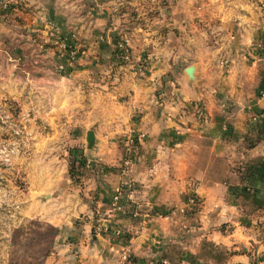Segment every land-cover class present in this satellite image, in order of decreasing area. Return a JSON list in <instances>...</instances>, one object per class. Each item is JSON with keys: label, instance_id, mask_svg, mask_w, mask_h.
Returning <instances> with one entry per match:
<instances>
[{"label": "crops", "instance_id": "1", "mask_svg": "<svg viewBox=\"0 0 264 264\" xmlns=\"http://www.w3.org/2000/svg\"><path fill=\"white\" fill-rule=\"evenodd\" d=\"M19 4L4 9L0 0V141L14 145L8 156L16 170L27 160L28 202L57 230L44 264H122L124 251L132 264H264L258 1L225 6L227 42H173L170 54L167 42H67L78 54L64 69L60 45L32 42L31 33L41 31L39 16L66 14L69 0ZM109 7H90L105 38L118 27ZM21 26L24 34L15 30ZM120 43L134 62L147 58L145 76L129 64L116 68ZM190 61L195 81L188 65L178 72ZM177 72L169 104L160 80ZM18 141L29 144L27 154ZM78 154L89 162L79 181L69 174ZM127 179L134 190L125 197ZM191 192L200 198L196 209L187 207Z\"/></svg>", "mask_w": 264, "mask_h": 264}, {"label": "rangeland", "instance_id": "2", "mask_svg": "<svg viewBox=\"0 0 264 264\" xmlns=\"http://www.w3.org/2000/svg\"><path fill=\"white\" fill-rule=\"evenodd\" d=\"M20 1L2 0V5L4 9L9 7L19 9ZM66 1L62 0V2ZM229 1L226 5L227 0H69L70 7L67 13L64 15L58 13L55 16L59 21L58 25L52 17L42 15L38 17L41 31H32L31 41L167 42L169 48L166 49L170 54L173 42H227L228 30L222 24L221 17L225 6L232 5V0ZM256 1L264 8V0ZM80 2L84 3L83 7H79ZM95 3L109 5L110 15L118 24L115 32L110 33L106 38L103 35L104 31L98 32L92 24L95 13L90 7H94ZM104 11H109L108 7ZM108 15L103 16L107 18ZM16 28L15 30L20 31L19 34H24L26 31L23 26ZM126 46L120 43L113 51L116 58L115 66L118 70H124V66L129 64V68L142 78L148 71L147 58L134 62ZM75 50L77 51V48ZM191 64H193L191 61L182 63L178 72L182 71L183 66ZM178 72L169 73L164 80H160L163 86L162 97L168 100L169 104L176 94L174 89L177 87ZM161 84L157 89L159 91ZM15 145L16 149L25 154L30 149L29 144L25 142L18 141ZM13 146L12 143L6 144L0 141V264H44L46 256L54 249L56 228L42 217L39 210L36 211L35 206L29 204L27 199L29 182L26 171L23 170L27 160L22 159V168L16 170L15 166L19 163H14V160L8 156ZM78 174L72 179L79 181ZM121 192L126 197V192L124 190ZM191 194L198 196L194 192L186 195L187 204ZM196 203L195 209L200 204L199 196ZM189 206L188 204L187 207ZM132 263L130 255L129 264Z\"/></svg>", "mask_w": 264, "mask_h": 264}, {"label": "built area", "instance_id": "3", "mask_svg": "<svg viewBox=\"0 0 264 264\" xmlns=\"http://www.w3.org/2000/svg\"><path fill=\"white\" fill-rule=\"evenodd\" d=\"M60 45L59 57H64V62L59 64V69H64L66 66L70 65V62L74 59L77 54V51L72 48L67 42H56ZM125 58L127 56L125 55ZM88 162V161H87ZM89 163V162H88ZM124 191L131 193L134 190V185L132 180L127 179L124 184ZM121 192V191H120ZM127 194V193H126ZM198 196L195 194H191L190 197L187 199L188 204L190 205L189 208H194ZM119 201V193L116 194L113 198V205L117 204ZM130 253L124 251L121 255V263L122 264H129Z\"/></svg>", "mask_w": 264, "mask_h": 264}, {"label": "water", "instance_id": "4", "mask_svg": "<svg viewBox=\"0 0 264 264\" xmlns=\"http://www.w3.org/2000/svg\"><path fill=\"white\" fill-rule=\"evenodd\" d=\"M195 68L194 64L188 65L185 67L184 72L189 80L195 81ZM86 146L88 149H91L94 146V134L92 131L87 132L86 136Z\"/></svg>", "mask_w": 264, "mask_h": 264}, {"label": "trees", "instance_id": "5", "mask_svg": "<svg viewBox=\"0 0 264 264\" xmlns=\"http://www.w3.org/2000/svg\"><path fill=\"white\" fill-rule=\"evenodd\" d=\"M87 160H88V158L86 155L78 154V156L75 157V159H73L70 162L69 172H70L72 177H74L75 175L78 174L80 168L86 166ZM103 169H105V168H103ZM56 232H57V230H56Z\"/></svg>", "mask_w": 264, "mask_h": 264}]
</instances>
